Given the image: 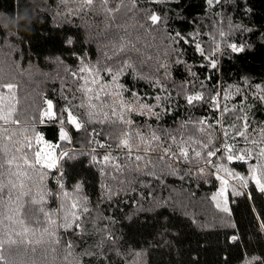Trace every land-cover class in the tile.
Here are the masks:
<instances>
[{"label": "snow or ice", "instance_id": "snow-or-ice-1", "mask_svg": "<svg viewBox=\"0 0 264 264\" xmlns=\"http://www.w3.org/2000/svg\"><path fill=\"white\" fill-rule=\"evenodd\" d=\"M56 7L54 16L62 18L64 27L88 16L106 20L96 38L105 50L93 63L92 53L76 51L75 37L65 34L62 43L77 63L69 66L62 57L54 58L65 72L62 86L44 96L42 110L26 125L11 102L17 85L3 82L0 74V224L5 237L0 239V264H13L21 247L31 246L35 253L37 246L61 239L69 249L83 248L77 264H125L122 238L110 227L117 221L106 215L107 209L135 204L124 219L136 223L138 215L158 208L159 202L155 191L142 194L145 201L152 198L149 209L135 197L124 201L128 190L155 189L170 176L197 186L219 181L210 199L228 220L234 198L264 197V119H258L264 117V71H256L264 69V17L251 0H133L130 8L110 0H59ZM146 27L159 42L141 43L135 33ZM0 35H8L2 26ZM224 61L235 69L234 97L221 79ZM36 124L43 130L37 131ZM80 133L95 143L91 153L81 155L112 180L92 208L89 197H79V184L77 198L69 203L63 183L67 173L61 169L76 157L57 151ZM237 162L248 165L246 173L235 170ZM48 175L56 180L54 187L44 184ZM57 201L55 212L45 211ZM101 205L104 214L92 216ZM250 211L264 230V209L255 212L250 206ZM88 223L94 224L91 231ZM17 225L21 231H14ZM60 232L63 236L56 238ZM28 233L32 239H25ZM252 259L264 264V258Z\"/></svg>", "mask_w": 264, "mask_h": 264}, {"label": "trees", "instance_id": "trees-1", "mask_svg": "<svg viewBox=\"0 0 264 264\" xmlns=\"http://www.w3.org/2000/svg\"><path fill=\"white\" fill-rule=\"evenodd\" d=\"M110 2L116 4L123 2L126 8L133 5V0ZM251 3L259 16L264 17V0H251ZM58 4L59 0H0V26L8 33L7 37L0 35V74L4 77L3 82L17 85L11 102L17 109L18 118L25 125L29 117L42 110L44 96L51 97L52 89L62 86L61 80L65 77V72L54 58L62 57L69 66H75L77 63L71 55V50L62 43L65 34L75 37L73 48L76 51L83 48L92 53L93 63L105 50L103 42L96 38L100 35L97 27L102 32L107 26L106 20L88 16L76 19L74 23L64 27L62 18L54 16L59 10L56 7ZM208 11L211 12V9ZM140 23L143 24L144 21L141 20ZM58 26L62 30H58ZM135 34L141 36V43L148 45H153L154 38L157 42L160 40V37L147 27L143 31L137 30ZM223 67L221 79L226 85L225 90L234 97L237 86L236 77L233 75L235 69H230L228 61L223 62ZM192 70L202 72L195 67ZM179 83L180 80L177 78V85ZM34 99L35 101L38 99V102ZM231 103L230 100L229 107ZM196 115L199 116L201 113L197 112ZM35 128L37 131L43 130V126L39 124H36ZM85 135L77 134L72 143L62 142L57 151H70L76 157L68 160L61 169L67 173L63 183L69 193V203L72 198H77L75 188L79 184V197H89L91 203L88 206L92 208L104 194L103 186L111 185L112 180L100 174L99 166L90 165L87 155H81L91 153L95 147L94 142L88 143L85 140ZM51 137L52 133L49 132L48 139ZM237 165H239L235 166L237 172L246 173L247 164L237 162ZM221 175L224 176V173ZM163 183H166L167 187H164ZM232 183L234 182L230 181V187ZM44 184L47 187H54L56 180L48 175L44 178ZM218 187L219 181L215 180L197 186L196 181L180 180L170 176L155 189L139 188L136 192L129 189L124 201H128L129 197H135L145 209H149L153 205L152 198L149 197L145 201L142 194L155 191L159 206L138 215L134 224L124 217L136 210L135 204L129 208L121 202L107 209L106 215L114 216L117 221L110 227L117 237L122 238L121 248L125 264H249V262L256 264L253 257L264 258V230L259 229L254 212L250 211V206H254L255 212L264 209V197L257 194L255 201H247L243 196L234 198L236 203L232 205L233 215L231 220H228L226 214L216 209L215 202L210 199ZM165 201L167 203H164ZM58 203L57 201L55 205L46 206L45 211L55 212ZM101 214H104L103 205L99 206V211L96 209L92 211V216ZM232 222H235V228L229 226ZM27 227L31 229L32 225ZM93 227L94 224L88 223L86 230L91 231ZM3 230L4 226L0 224V239L5 238ZM21 230L18 225L14 229ZM165 230L167 235H161ZM233 235L238 239L233 241L231 239ZM61 236L62 232L56 234V238ZM32 238L31 233L25 236V239ZM74 243L79 245V241ZM88 243L92 244L93 241L89 240ZM82 253V247L69 249L61 239L59 244L45 243L37 246L35 253L31 251V246L21 247L12 260L13 264H77ZM4 254L8 259L7 251Z\"/></svg>", "mask_w": 264, "mask_h": 264}, {"label": "rangeland", "instance_id": "rangeland-1", "mask_svg": "<svg viewBox=\"0 0 264 264\" xmlns=\"http://www.w3.org/2000/svg\"><path fill=\"white\" fill-rule=\"evenodd\" d=\"M34 101H35V99H34ZM35 102H38V99H37V101H35Z\"/></svg>", "mask_w": 264, "mask_h": 264}]
</instances>
